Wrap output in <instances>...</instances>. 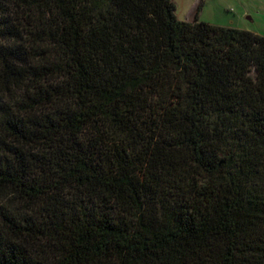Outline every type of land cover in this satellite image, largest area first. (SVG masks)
Instances as JSON below:
<instances>
[{
	"label": "trees",
	"instance_id": "trees-1",
	"mask_svg": "<svg viewBox=\"0 0 264 264\" xmlns=\"http://www.w3.org/2000/svg\"><path fill=\"white\" fill-rule=\"evenodd\" d=\"M0 264H264V36L0 0Z\"/></svg>",
	"mask_w": 264,
	"mask_h": 264
},
{
	"label": "rangeland",
	"instance_id": "rangeland-1",
	"mask_svg": "<svg viewBox=\"0 0 264 264\" xmlns=\"http://www.w3.org/2000/svg\"><path fill=\"white\" fill-rule=\"evenodd\" d=\"M180 20L264 36V0H173Z\"/></svg>",
	"mask_w": 264,
	"mask_h": 264
}]
</instances>
